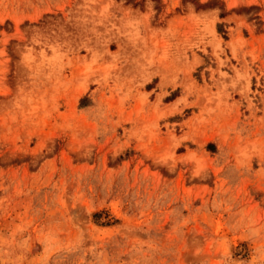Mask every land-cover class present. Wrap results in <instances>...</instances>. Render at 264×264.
I'll return each instance as SVG.
<instances>
[{
    "label": "rangeland",
    "instance_id": "obj_1",
    "mask_svg": "<svg viewBox=\"0 0 264 264\" xmlns=\"http://www.w3.org/2000/svg\"><path fill=\"white\" fill-rule=\"evenodd\" d=\"M0 264H264V0H0Z\"/></svg>",
    "mask_w": 264,
    "mask_h": 264
}]
</instances>
